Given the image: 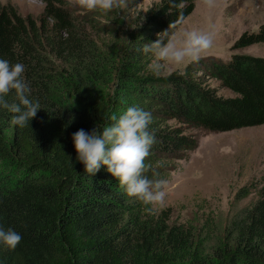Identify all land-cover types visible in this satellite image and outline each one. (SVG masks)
Returning <instances> with one entry per match:
<instances>
[{"label":"trees","instance_id":"1","mask_svg":"<svg viewBox=\"0 0 264 264\" xmlns=\"http://www.w3.org/2000/svg\"><path fill=\"white\" fill-rule=\"evenodd\" d=\"M40 1L37 20L0 5V59L25 65L41 105L23 128L0 108V227L22 236L15 250L0 244V264H264V186L230 220L225 245L209 254L188 228L168 224L169 209L146 211L105 166L86 173L72 139L80 129L102 132L128 107L142 108L155 137L144 175L165 182L196 148L186 128L225 133L264 125V58L201 57L160 76L144 46L166 43L194 0H159L111 52L98 49L60 0ZM254 44H264V23L231 49ZM203 78L233 97L217 96ZM6 99L14 101V91ZM250 192L242 187L235 196Z\"/></svg>","mask_w":264,"mask_h":264},{"label":"rangeland","instance_id":"2","mask_svg":"<svg viewBox=\"0 0 264 264\" xmlns=\"http://www.w3.org/2000/svg\"><path fill=\"white\" fill-rule=\"evenodd\" d=\"M79 28L107 52L123 45L126 36L142 21L146 11L159 0H124L121 7L108 13L87 11L75 0H60ZM22 18L37 20L42 12L40 0H0ZM264 23V0H194L192 13L173 31L168 40L179 42L189 31L213 36V46L201 57L226 62L232 55L245 54L264 58V44L232 50L233 42L242 33L256 31ZM110 51V52H111ZM190 61L173 64L152 57L151 68L157 75L181 71ZM217 96L233 97L214 79L203 78ZM173 121L167 122L168 125ZM185 133L196 140V148L187 158L175 163V170L165 180V199L154 211L169 209V225L188 228L195 243L204 245L206 253L226 243L227 227L234 215L247 208L264 186V125L225 133H209L186 128ZM242 187L251 190L245 198H236Z\"/></svg>","mask_w":264,"mask_h":264},{"label":"clouds","instance_id":"3","mask_svg":"<svg viewBox=\"0 0 264 264\" xmlns=\"http://www.w3.org/2000/svg\"><path fill=\"white\" fill-rule=\"evenodd\" d=\"M213 0H204L211 6ZM124 0H75V4L89 12L100 10L108 13L123 5ZM172 26V25H171ZM170 26V27H171ZM213 46V36L201 31L185 33L179 42L145 44L144 51L152 52L158 60L173 64L185 61H198ZM25 65L11 64L0 59V108L12 113L10 123L21 128L30 126V121L41 110L38 100L32 99V89L24 77ZM14 91L15 100L9 102L6 97ZM74 119V117L72 118ZM102 132L95 128L91 133L83 129L73 134L77 159L85 167V172L94 176L102 166L124 186L129 197L148 206L152 212L162 205L165 199L164 181H152L144 173V163L150 148L155 143L154 135L149 131L153 121L150 112L131 106ZM22 240L20 233L12 228L0 227V244L8 250H15Z\"/></svg>","mask_w":264,"mask_h":264}]
</instances>
